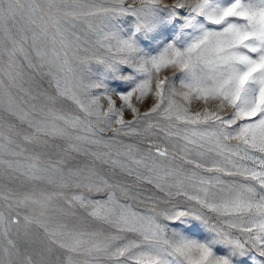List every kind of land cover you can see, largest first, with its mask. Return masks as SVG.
I'll return each instance as SVG.
<instances>
[{
  "label": "snow or ice",
  "instance_id": "snow-or-ice-1",
  "mask_svg": "<svg viewBox=\"0 0 264 264\" xmlns=\"http://www.w3.org/2000/svg\"><path fill=\"white\" fill-rule=\"evenodd\" d=\"M0 264H264V0H0Z\"/></svg>",
  "mask_w": 264,
  "mask_h": 264
},
{
  "label": "rangeland",
  "instance_id": "rangeland-1",
  "mask_svg": "<svg viewBox=\"0 0 264 264\" xmlns=\"http://www.w3.org/2000/svg\"><path fill=\"white\" fill-rule=\"evenodd\" d=\"M92 68H93V70H95L97 68V66L93 63L92 64ZM118 103H119V101H118ZM151 103H152V101L149 100L148 104H145V105L142 106L141 111H143L145 108L150 106ZM101 104L106 105V101L105 100H101ZM193 107H196V105H193ZM130 118H131V114L130 113H126L125 119H130ZM105 135L110 137V136H112V133H106ZM119 139L122 140L125 143L134 144V145H136L137 147H139L141 149L144 148L145 142H146L144 136H136V135H133V136H123L122 135V136L119 137ZM152 139L156 140L157 143H160L161 145H168L167 141L157 140L156 137H152ZM168 146L170 147V145H168ZM185 167H189L190 168L191 166L190 165H185ZM140 188L144 191L145 194L161 195L160 193L156 192V190L153 189L150 185L141 184ZM176 202H179V204L181 206H186V203H187L184 197H175V198H173V203H176ZM132 203L134 204V207H136L138 210H141V211H146L150 207V205H148V204H141V203H138V202H132ZM161 207H163V205H161ZM192 232L194 233V238H197V239L202 238V237L207 235L206 231H202L199 228H193ZM220 251L223 252V249H220Z\"/></svg>",
  "mask_w": 264,
  "mask_h": 264
}]
</instances>
